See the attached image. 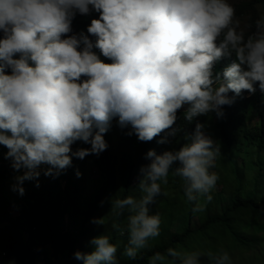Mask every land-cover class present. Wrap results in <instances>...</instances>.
I'll list each match as a JSON object with an SVG mask.
<instances>
[{"label":"clouds","instance_id":"1","mask_svg":"<svg viewBox=\"0 0 264 264\" xmlns=\"http://www.w3.org/2000/svg\"><path fill=\"white\" fill-rule=\"evenodd\" d=\"M234 4L0 0V145L15 173L11 190L23 195L24 180L41 171L55 177L72 157L98 155L107 147L103 134L115 121L139 141L156 136L158 144H173L178 135L183 141L160 153L148 149L131 187L136 195L110 199L108 213L126 221L113 224L126 233L120 256L137 260L159 235L161 217L149 205L162 195L169 173L182 181L191 211H202L219 179L210 169L220 145L205 123L196 120L190 132L176 123L177 111L187 123L209 113L220 118L222 106L242 90L247 96L257 88L264 93V13L248 21L243 16L241 25ZM90 12L98 15L86 31H73L74 17ZM218 62L224 66L219 70ZM76 141L89 147L72 150ZM104 217L91 222L104 225ZM88 246L90 251L73 252L81 264H120L118 246L106 231L91 237ZM166 258L174 264H236L222 248L171 246L152 252L146 264H165Z\"/></svg>","mask_w":264,"mask_h":264},{"label":"trees","instance_id":"2","mask_svg":"<svg viewBox=\"0 0 264 264\" xmlns=\"http://www.w3.org/2000/svg\"><path fill=\"white\" fill-rule=\"evenodd\" d=\"M256 4L263 5L264 0L236 2L237 18L246 16L247 21L255 18L258 15ZM97 15L95 12L77 14L72 21L73 31L85 29L90 19ZM101 58L107 62L106 58ZM215 67L219 70L224 66L218 62ZM229 95L232 93L229 92ZM222 108L220 118L214 114L218 120L214 139L220 145L221 156L237 152V156L241 154L246 163L252 162L250 157L254 159L256 168L250 171V181L242 171L231 174L224 164L225 159H216L210 170L215 171L220 161L216 169L220 177L210 194H216L217 211L212 215L194 216L191 204L183 197L182 181L169 173L168 182L161 185L162 195L156 198V203L149 205L150 212L160 214L159 235L149 240V247L138 253L137 260L120 256L126 243V233L122 235L119 227L114 228L113 224L122 226L126 221L123 216L114 218L112 213H108L110 199L115 194L120 197L136 195L131 187L136 182L139 166L147 163L144 153L150 148L160 153L166 148L178 147L183 142L179 135L173 144H158L156 136L148 141H139L134 134L125 135L126 129H120L114 121V125L103 134L107 142L105 150L98 155L87 154L82 159L72 157L70 166L55 177L40 174L35 179L24 180L23 195L10 188L15 173L9 159L4 158L7 149L0 145V251L3 252L0 264L10 261L13 264H81L74 258L73 252L90 251L89 239L104 231L109 235L110 242L118 246L120 264H146L148 255L154 251L163 252L169 246L215 251L230 247L248 249L256 245L247 231L252 220L264 219V154L259 151H264V93L257 88L247 96L242 90L231 104ZM177 116L176 123L184 125L189 132L196 120L203 121L198 116L192 123H187L180 110ZM111 129L114 132H110ZM70 147L75 150L89 145L76 141ZM91 169L96 170L95 177L90 176ZM77 170L79 176L75 174ZM227 185L231 188L229 191L225 189ZM174 188L181 193H172L170 190ZM18 215L19 225L10 223ZM100 217H104V225L91 222L92 218ZM173 222L181 226L179 231ZM263 258L264 255L259 254L256 260L262 261ZM201 259L206 262V257ZM249 262L253 264V261ZM165 264L174 262L166 258Z\"/></svg>","mask_w":264,"mask_h":264},{"label":"rangeland","instance_id":"3","mask_svg":"<svg viewBox=\"0 0 264 264\" xmlns=\"http://www.w3.org/2000/svg\"><path fill=\"white\" fill-rule=\"evenodd\" d=\"M236 1L237 0H230L232 5ZM257 11H258V14L264 13V4L258 5ZM239 20H240L241 25H243L245 23L243 18L239 19ZM202 119H203V121L201 123L206 124V131L213 138H215L216 136H215L214 132H215V128L217 126L218 121L215 119L214 114L209 113L206 115H202ZM253 121L251 123H249L250 126H251V124H253ZM110 132H114V130L111 129ZM259 151L262 155L264 154V151L262 149H260ZM217 159L218 160L225 159L226 162L224 164L227 166V168L229 169L231 174L234 175V173H238V171H239V173H241V171H242L245 175V178L248 179L249 181H250V177H252V174H250V171L251 170L254 171V169L256 168V165L253 163L254 159H252V157L249 158V161H252V162L246 163V161H245L246 159H244V157L241 156V154H239L237 156V152L235 154H231V152L230 153H224V154H222V156L220 155ZM219 162L217 163V167H216L217 170L219 168ZM243 162H245V163H243ZM44 167H47V165H41V168H44ZM216 169H215V171H216ZM42 174H43V171H41V176H42ZM95 174H96V170L91 169L90 170V176L95 177L96 176ZM218 177H220V174H218ZM241 180L243 182H246L244 177H241ZM61 181L63 183V179ZM219 187H220V185H219ZM225 189H226V191H229L231 188L229 187V185H227V186H225ZM170 191L174 194H177V195H179L181 193L180 190H178L177 188L171 189ZM215 195L216 194L211 193L212 199L210 201L204 203L203 210L196 212L194 216H201L203 214L212 215V213L216 212L217 211V204H216L215 199H214ZM16 213H17V211L15 212V214ZM194 219H195V217H194ZM10 223H13L14 225L15 224L19 225V223H20L19 215L14 217ZM173 226H175L176 230H178V231L181 228V226L177 225L176 222H173ZM247 233L252 240L256 241V243H257L256 245L251 246L248 249H240V248L230 247L229 249H225V250L229 252V255L231 258H235L236 264H242V262L244 264V263H246L245 260L253 261V264H264V258L262 261L256 260L259 257V254L264 255V219L260 220V221L252 220L250 230L247 231ZM2 256H3V254H2V250H1L0 251V259ZM3 264H9V263H3Z\"/></svg>","mask_w":264,"mask_h":264}]
</instances>
